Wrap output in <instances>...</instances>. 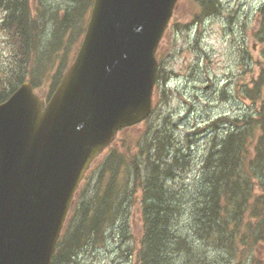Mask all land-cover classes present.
Wrapping results in <instances>:
<instances>
[{"label": "rangeland", "instance_id": "rangeland-1", "mask_svg": "<svg viewBox=\"0 0 264 264\" xmlns=\"http://www.w3.org/2000/svg\"><path fill=\"white\" fill-rule=\"evenodd\" d=\"M202 1L181 0L176 4L158 46L159 56L163 59L161 72L166 80L157 83L153 113L144 123L119 133L112 147L119 151L123 141L130 142L152 134L165 145L162 151L164 160L172 163L178 154V160L182 161V169L166 186L174 196L170 201L174 206L171 211L174 219L167 229L173 236L187 239L190 249L177 248L170 234H165L167 247L160 251L164 263L252 264L253 260H262L264 248L261 244L246 249V257L239 258L224 247L216 248L198 239L194 219L201 206L199 197L206 188L203 166L210 148L227 133H232L239 123L246 126V120L264 115V77H257L259 67L254 62L257 55L252 51L254 40L251 36L264 23H254L253 12L259 0H218L217 10L196 24L202 17L197 16L202 11ZM72 5L70 0L32 1V16L43 24V32L38 49L39 60L34 61L24 73L26 78L37 81V90L43 96L51 90L60 62L54 63L42 82L39 81L40 71L51 66L55 36L65 34L70 27L68 23L61 25L60 21ZM1 19L0 12V23ZM73 41L68 39L62 43L68 46V58L72 54ZM11 44L13 41L0 25V81L9 75L13 54L17 52ZM246 51L250 53L249 62H246ZM60 59L62 57L58 55L56 60ZM68 62L66 58L64 65ZM259 79H262L261 84H257ZM256 93H259L257 100ZM108 152L106 150L93 163L85 176L84 186L97 183ZM257 178L264 179L261 170ZM254 183L258 194L260 182L256 180ZM142 197L138 190L132 201H125L115 222L105 229L102 240L82 247L68 264H141L139 251L143 247V219L147 213Z\"/></svg>", "mask_w": 264, "mask_h": 264}, {"label": "water", "instance_id": "water-1", "mask_svg": "<svg viewBox=\"0 0 264 264\" xmlns=\"http://www.w3.org/2000/svg\"><path fill=\"white\" fill-rule=\"evenodd\" d=\"M177 0H93L80 48L43 106L0 104V264H50L91 162L152 108L155 52Z\"/></svg>", "mask_w": 264, "mask_h": 264}, {"label": "trees", "instance_id": "trees-1", "mask_svg": "<svg viewBox=\"0 0 264 264\" xmlns=\"http://www.w3.org/2000/svg\"><path fill=\"white\" fill-rule=\"evenodd\" d=\"M32 1L0 0L1 28L17 50L13 54L14 61L9 68V75L0 81V103L26 79L24 71L39 60L43 24L32 16ZM70 1L73 5L60 21L64 26L68 23L70 31L67 33V29L65 34L55 36L53 41L55 51L51 53V63L60 62V65L51 89L66 68L64 62L68 46L62 43L68 39L74 40L71 46L76 47L84 18L92 3V0ZM215 5V1H202L201 16L216 11ZM58 55L62 57L60 61L56 60ZM156 58L159 83L166 80L161 72L163 59L159 51ZM31 81L34 87H38L34 80ZM261 82L262 79H259L257 84ZM125 130L129 129H121L119 132ZM164 147L160 138L148 134L130 142L123 141L119 151L109 148L97 183L86 186L83 183L79 188L65 228L57 241L51 264H68L82 247L100 242L105 229L117 219L123 203L132 201L138 190L141 191L144 208L147 210L143 219L145 226L139 261L141 264H166L160 251L167 247L164 235L170 234L167 228L174 219L171 213L174 206L170 203L174 196L166 186L182 169V161L178 160V154L172 163L164 160ZM214 147L217 149L214 150ZM263 167L264 115L255 120H246V126L239 123L232 133L227 134L217 145L213 144L204 160L206 188L199 197L201 206L194 219L198 239L216 248L224 247L239 258L246 257V249L250 250L258 244L264 248V179L257 178L260 170L264 177ZM256 180L260 182L258 194L254 190ZM170 238L177 248L185 251L190 249L184 237L170 234ZM262 253V260H253L252 264H264V250Z\"/></svg>", "mask_w": 264, "mask_h": 264}, {"label": "flooded vegetation", "instance_id": "flooded-vegetation-1", "mask_svg": "<svg viewBox=\"0 0 264 264\" xmlns=\"http://www.w3.org/2000/svg\"><path fill=\"white\" fill-rule=\"evenodd\" d=\"M254 16L253 18L256 19L254 22L255 24H263L264 23V0H259V3L256 5V8H254ZM247 22V19H246ZM254 44L252 46V51L254 54L257 55V60H255V64L259 67V72L257 77H264V64H261V60H264V26L256 29V31H253L251 34ZM246 38V43H247ZM258 46V47H257ZM262 58V59H261ZM251 61L250 53L246 51V62ZM261 65V66H260ZM44 101L45 98L43 99Z\"/></svg>", "mask_w": 264, "mask_h": 264}, {"label": "bare ground", "instance_id": "bare-ground-1", "mask_svg": "<svg viewBox=\"0 0 264 264\" xmlns=\"http://www.w3.org/2000/svg\"><path fill=\"white\" fill-rule=\"evenodd\" d=\"M120 199V198H119ZM129 199V198H128ZM115 201H117V200H115ZM120 205V204H119ZM117 206V205H116ZM121 206V205H120ZM115 207V206H114ZM118 209V208H117ZM115 210V209H114ZM116 211V210H115ZM117 212H118V210H117Z\"/></svg>", "mask_w": 264, "mask_h": 264}]
</instances>
